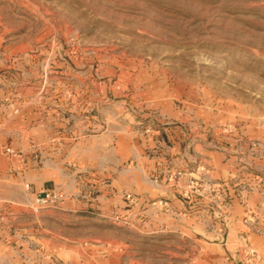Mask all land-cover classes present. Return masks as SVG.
Here are the masks:
<instances>
[{
	"label": "rangeland",
	"instance_id": "1",
	"mask_svg": "<svg viewBox=\"0 0 264 264\" xmlns=\"http://www.w3.org/2000/svg\"><path fill=\"white\" fill-rule=\"evenodd\" d=\"M0 197L61 264H264V0H0Z\"/></svg>",
	"mask_w": 264,
	"mask_h": 264
},
{
	"label": "crops",
	"instance_id": "2",
	"mask_svg": "<svg viewBox=\"0 0 264 264\" xmlns=\"http://www.w3.org/2000/svg\"><path fill=\"white\" fill-rule=\"evenodd\" d=\"M68 208L65 210L66 212L79 211L73 209L72 206H68ZM26 230L25 224H21L15 227L13 236H11L9 228L2 231L5 235H2L0 240V264H61V261L67 262L69 259L77 260L81 257L82 252L78 251L75 245L68 244L58 247L59 244H55L58 242L56 238L34 237V240L30 242L18 238L20 232ZM17 233H19L18 236Z\"/></svg>",
	"mask_w": 264,
	"mask_h": 264
}]
</instances>
